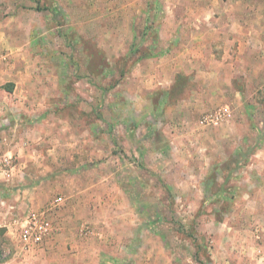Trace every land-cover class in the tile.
<instances>
[{
	"label": "rangeland",
	"instance_id": "1",
	"mask_svg": "<svg viewBox=\"0 0 264 264\" xmlns=\"http://www.w3.org/2000/svg\"><path fill=\"white\" fill-rule=\"evenodd\" d=\"M65 246L264 264V0H0V264Z\"/></svg>",
	"mask_w": 264,
	"mask_h": 264
},
{
	"label": "built area",
	"instance_id": "2",
	"mask_svg": "<svg viewBox=\"0 0 264 264\" xmlns=\"http://www.w3.org/2000/svg\"><path fill=\"white\" fill-rule=\"evenodd\" d=\"M27 231H25L23 236L29 235L32 232L30 238H34V242L41 241L43 237L50 234L51 224L46 219H37L34 215L30 219V225H28ZM31 231V232H29Z\"/></svg>",
	"mask_w": 264,
	"mask_h": 264
},
{
	"label": "crops",
	"instance_id": "3",
	"mask_svg": "<svg viewBox=\"0 0 264 264\" xmlns=\"http://www.w3.org/2000/svg\"><path fill=\"white\" fill-rule=\"evenodd\" d=\"M62 248V251L58 250V253L60 252L61 256H57L54 257L55 258V263L53 264H74L73 260H72V256H71V252L68 250V248L65 246L64 248ZM84 254L81 255V257H83ZM81 264H89L86 261H83Z\"/></svg>",
	"mask_w": 264,
	"mask_h": 264
},
{
	"label": "trees",
	"instance_id": "4",
	"mask_svg": "<svg viewBox=\"0 0 264 264\" xmlns=\"http://www.w3.org/2000/svg\"><path fill=\"white\" fill-rule=\"evenodd\" d=\"M9 90H11V89H9Z\"/></svg>",
	"mask_w": 264,
	"mask_h": 264
}]
</instances>
